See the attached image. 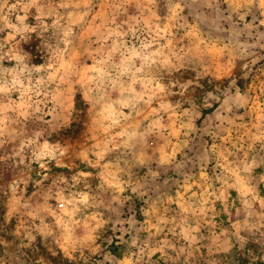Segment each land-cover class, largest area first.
<instances>
[{"label": "rangeland", "instance_id": "obj_1", "mask_svg": "<svg viewBox=\"0 0 264 264\" xmlns=\"http://www.w3.org/2000/svg\"><path fill=\"white\" fill-rule=\"evenodd\" d=\"M0 264H264V0H0Z\"/></svg>", "mask_w": 264, "mask_h": 264}]
</instances>
